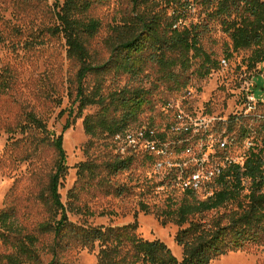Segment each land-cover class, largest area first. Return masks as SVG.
<instances>
[{"label": "rangeland", "instance_id": "374dc122", "mask_svg": "<svg viewBox=\"0 0 264 264\" xmlns=\"http://www.w3.org/2000/svg\"><path fill=\"white\" fill-rule=\"evenodd\" d=\"M26 1L0 0V37L4 39L0 43V76L8 69L13 75L11 89L0 96V161L4 165L0 167V214L15 206L19 224L28 233L47 219L37 197L54 172L55 150L49 145L37 150L32 137L8 132L33 112L50 132L64 136L69 174L60 193L66 206L73 203L81 211L70 212V221L93 227L125 226L137 221V233L143 240L162 241L181 261L183 252L175 240L179 228L163 227L154 215L142 212L140 204L162 206L168 196L180 197L182 188L192 179L189 176L181 181L183 170L199 169L194 179L200 177L198 193L205 199L214 190L212 175L217 169L231 163L244 164L252 153H260L264 159V65L251 69L248 59L252 50H234L228 27L237 19L235 7L229 16L213 15L217 5L208 7L204 0L171 7L166 6L167 0L150 4L156 13L180 17L178 27L195 31L203 51L219 67L203 77L205 59H192L188 72L176 71L180 84L164 80L156 67L136 78L115 72L107 76L108 89L129 86L151 92V105L124 133L135 139L136 144L131 145L125 137L86 135L83 121L96 114L98 107L87 109L83 118L77 119L78 66L68 59L63 36L48 32L56 22L55 3L66 0ZM94 5L91 16L101 21L102 30L93 39L91 52L95 61L105 62L110 58L105 41L111 28L121 24L132 7L129 0H97ZM94 85L95 77L90 76L87 87L92 89ZM253 96L255 100H251ZM68 121L73 124L64 131ZM147 131L165 136L150 142ZM24 138L28 140L18 143ZM225 142L228 144L223 148ZM187 143L189 147L183 150ZM116 157L132 158L129 169L111 178L112 186L126 188L121 197L108 195L109 187L102 188L100 182L102 178L107 180L105 164ZM86 162L98 167L96 180L88 176L79 181L78 166ZM75 188L78 199H69ZM52 243L53 237H41L37 245L40 261L29 264H50ZM5 250L0 245V253ZM98 253V248L90 251L71 246L60 250L61 264H98ZM212 264H264V247L230 252Z\"/></svg>", "mask_w": 264, "mask_h": 264}, {"label": "trees", "instance_id": "16d2710c", "mask_svg": "<svg viewBox=\"0 0 264 264\" xmlns=\"http://www.w3.org/2000/svg\"><path fill=\"white\" fill-rule=\"evenodd\" d=\"M33 1L40 3L45 0ZM96 1L56 2V22L48 28L51 35L63 36L68 59L78 66L75 81L79 103L77 119L83 118L87 109L99 108L96 114L85 117L83 121L87 136L97 138L107 135L116 138L124 135L151 105V92L142 87L108 89L107 76L112 72L136 78L148 68L156 67L164 80L180 84V74L176 71L183 74L188 72L192 67V59H205L201 67L203 77L219 67L203 51L195 31L178 27L180 17L169 18L154 12L153 5H150L154 0H129L132 12L121 24L111 28V35L105 41L110 54L109 60L95 61L91 44L102 30L101 21L91 16ZM190 1L167 0L166 6ZM204 2L208 7L217 5V11L213 15L231 16L232 6L235 7L237 19L228 27L234 50H252V56L248 59L249 68L264 65V0ZM2 42L4 39L0 37V43ZM90 76L95 77L92 89L87 87ZM12 84L13 75L8 69L0 76V96L6 95ZM72 124L68 121L64 131L69 130ZM8 132L22 134L28 139L32 137L37 150L45 145L51 146L56 157L54 172L37 197L47 219L39 223L32 233H28L19 224L15 206L1 212L0 245L6 250L0 253V264L39 262L37 245L41 237L46 236L53 237V243L49 246V252L53 256L50 264H61L60 250H67L71 246L90 251L98 248V264H212L215 259L230 252L264 247V159L260 153H252L244 164L232 163L221 168V172L212 178L214 190L205 199L200 198L198 190L190 185L182 188L180 197L173 194L168 196L162 206L140 204L141 211L146 215H154L163 227L175 225L179 228L175 240L183 252L180 261L162 241L143 240L137 233V221L125 226L108 227L72 223L69 213L81 211L75 209L73 203L66 206L60 193L69 174L63 134L50 132L45 122L33 112L27 113L24 120ZM145 135L150 142L157 136H165L152 134L151 131H147ZM28 139L24 138L18 143H24ZM187 147L188 143L183 146V150ZM131 164L132 158L120 157L111 158L105 164L107 180L102 178L100 182L102 188L109 187L108 195L121 197L126 194L125 187L111 185V178L129 169ZM3 166V161H0V167ZM198 170H183L179 178L182 181L191 176L189 183L193 184ZM88 176L96 180L99 177L98 167L89 162L80 164L79 181ZM181 184L184 185L182 182ZM69 199H78L76 188L71 190Z\"/></svg>", "mask_w": 264, "mask_h": 264}, {"label": "built area", "instance_id": "2783aa9c", "mask_svg": "<svg viewBox=\"0 0 264 264\" xmlns=\"http://www.w3.org/2000/svg\"><path fill=\"white\" fill-rule=\"evenodd\" d=\"M251 100H255V97L253 96ZM122 137H125V135H119V136H117L116 138L122 140ZM124 139H125L128 143H130L131 145L136 144L135 139H134L132 136H127V137H125ZM227 144H228V142L223 143V144H222V147H223V148H226V147H227ZM231 164H232V163H231ZM233 164H236V163H233ZM216 172H217L216 175H218V174L221 172V168L217 169ZM216 175H212V177H215ZM193 181H194L193 184H192V183H189L188 185L186 184V187H188V186H190V185H193V187H194L195 189L198 190V188H200V177H199L198 179H197V178H196V179H193Z\"/></svg>", "mask_w": 264, "mask_h": 264}]
</instances>
